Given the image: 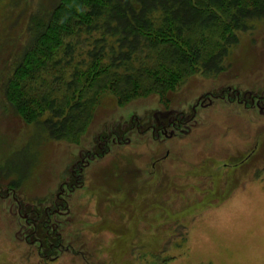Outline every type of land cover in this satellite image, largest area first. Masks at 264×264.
<instances>
[{
    "label": "rangeland",
    "instance_id": "obj_1",
    "mask_svg": "<svg viewBox=\"0 0 264 264\" xmlns=\"http://www.w3.org/2000/svg\"><path fill=\"white\" fill-rule=\"evenodd\" d=\"M48 3L0 0V41ZM222 64L164 94H102L68 139L0 101V264H264V16Z\"/></svg>",
    "mask_w": 264,
    "mask_h": 264
},
{
    "label": "trees",
    "instance_id": "obj_2",
    "mask_svg": "<svg viewBox=\"0 0 264 264\" xmlns=\"http://www.w3.org/2000/svg\"><path fill=\"white\" fill-rule=\"evenodd\" d=\"M48 2L20 11L0 41V101L26 123L47 113L45 124L58 139L82 132L102 94L126 103L174 90L196 73H217L238 33L264 16V0ZM45 73L57 86L31 89ZM160 122L156 130L181 124ZM123 133L107 139L125 144ZM106 153L104 146L97 155Z\"/></svg>",
    "mask_w": 264,
    "mask_h": 264
},
{
    "label": "flooded vegetation",
    "instance_id": "obj_3",
    "mask_svg": "<svg viewBox=\"0 0 264 264\" xmlns=\"http://www.w3.org/2000/svg\"><path fill=\"white\" fill-rule=\"evenodd\" d=\"M179 128V127H178Z\"/></svg>",
    "mask_w": 264,
    "mask_h": 264
}]
</instances>
